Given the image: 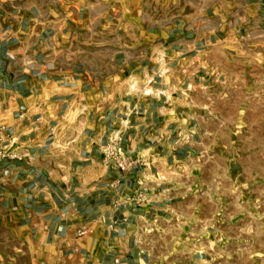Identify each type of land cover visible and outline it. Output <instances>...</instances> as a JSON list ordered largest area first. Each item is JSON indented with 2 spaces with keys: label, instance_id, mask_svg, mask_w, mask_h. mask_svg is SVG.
I'll list each match as a JSON object with an SVG mask.
<instances>
[{
  "label": "crops",
  "instance_id": "obj_1",
  "mask_svg": "<svg viewBox=\"0 0 264 264\" xmlns=\"http://www.w3.org/2000/svg\"><path fill=\"white\" fill-rule=\"evenodd\" d=\"M262 6L0 0V264L264 256Z\"/></svg>",
  "mask_w": 264,
  "mask_h": 264
},
{
  "label": "built area",
  "instance_id": "obj_2",
  "mask_svg": "<svg viewBox=\"0 0 264 264\" xmlns=\"http://www.w3.org/2000/svg\"><path fill=\"white\" fill-rule=\"evenodd\" d=\"M119 138L116 134L104 147L103 157L106 164L111 165L121 176H125L134 170L138 165V160L127 154L119 152L117 142ZM16 140L12 135L3 129H0V166L1 162L6 159H19V155L15 151ZM1 170V167H0ZM140 197V196H139ZM138 196L134 200L136 203L141 202ZM83 234V231L79 233Z\"/></svg>",
  "mask_w": 264,
  "mask_h": 264
},
{
  "label": "rangeland",
  "instance_id": "obj_3",
  "mask_svg": "<svg viewBox=\"0 0 264 264\" xmlns=\"http://www.w3.org/2000/svg\"><path fill=\"white\" fill-rule=\"evenodd\" d=\"M262 24H264V6H262ZM262 37H264V34H262ZM261 251V250H260ZM255 264H264V256H259L257 262Z\"/></svg>",
  "mask_w": 264,
  "mask_h": 264
}]
</instances>
